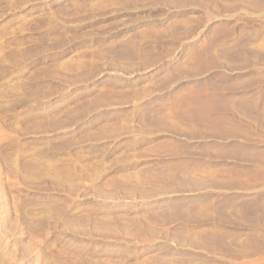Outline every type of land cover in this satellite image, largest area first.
I'll list each match as a JSON object with an SVG mask.
<instances>
[{"label": "rangeland", "instance_id": "1", "mask_svg": "<svg viewBox=\"0 0 264 264\" xmlns=\"http://www.w3.org/2000/svg\"><path fill=\"white\" fill-rule=\"evenodd\" d=\"M260 27L264 0H0V264H264Z\"/></svg>", "mask_w": 264, "mask_h": 264}, {"label": "bare ground", "instance_id": "2", "mask_svg": "<svg viewBox=\"0 0 264 264\" xmlns=\"http://www.w3.org/2000/svg\"><path fill=\"white\" fill-rule=\"evenodd\" d=\"M233 7V6H232ZM225 8V7H224ZM225 11V10H224ZM225 16V15H224ZM228 18V17H227ZM233 18V17H232ZM225 19V18H224ZM259 27V26H258ZM250 43L252 44V49L254 48L255 50L250 54L252 55L254 58H256L258 60V62L264 64V27H260L257 28L255 30H253L250 33ZM251 49V50H252ZM251 52V51H250ZM255 59V60H256ZM254 61V60H253ZM255 63V62H254ZM258 64V63H257ZM259 65V64H258ZM229 72V70H228ZM191 97V94L189 95ZM188 101V100H187ZM190 101V100H189ZM193 102V101H192ZM191 103V102H190ZM189 103V105H190ZM181 106V107H180ZM178 107H180L179 111H184L182 107H184V104L179 105ZM186 111V110H185ZM190 111V109H189ZM183 113V112H181Z\"/></svg>", "mask_w": 264, "mask_h": 264}]
</instances>
